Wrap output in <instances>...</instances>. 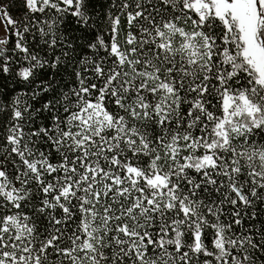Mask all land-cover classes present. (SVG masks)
Wrapping results in <instances>:
<instances>
[{"label": "snow or ice", "instance_id": "snow-or-ice-1", "mask_svg": "<svg viewBox=\"0 0 264 264\" xmlns=\"http://www.w3.org/2000/svg\"><path fill=\"white\" fill-rule=\"evenodd\" d=\"M25 6L49 47L69 17L94 27L92 0ZM109 8L110 39L81 45L72 87L0 107V264H264V225H245L264 209V0ZM25 59L24 81L47 63Z\"/></svg>", "mask_w": 264, "mask_h": 264}, {"label": "trees", "instance_id": "trees-1", "mask_svg": "<svg viewBox=\"0 0 264 264\" xmlns=\"http://www.w3.org/2000/svg\"><path fill=\"white\" fill-rule=\"evenodd\" d=\"M94 7L90 10V15L93 16L92 23L94 27L88 33H84L78 26L72 24L74 18L69 17L66 20L67 27L61 25L62 33L65 37L63 43H58L55 47H49L48 44L42 42L38 28L35 27V19L41 18L40 14H32L25 6V0H0V7L7 10L9 16L16 22L14 25L5 26V37L8 40L6 45H0V48L6 49L3 56H0V63L4 58L8 59L10 71L7 74L0 72V107L5 108V113H10V108L7 106L11 104L14 98L18 95L22 98H28L29 102L35 107H40L44 102L52 98L56 93L49 91L48 93L41 92L35 101L31 100V94L35 91H41L45 84H53L56 86L57 92L60 88H67L73 86L74 76L73 70L76 67V62L82 59L86 54H91V50L82 48V44L93 42L97 35L102 36L106 41L110 39L108 31V16L110 12L114 11L109 8L111 0H92ZM103 5V6H102ZM25 26L29 27L30 31L25 33ZM75 27V30L73 28ZM122 32L119 39L122 41L127 34V22L122 17L121 20ZM19 31L24 34L23 44L29 49L28 53L20 52L15 48L18 37L16 32ZM60 33H58L59 35ZM50 37H45L48 40ZM72 43V48L67 47L68 43ZM67 52L68 56H64ZM36 55L38 59L47 61L43 68H34L33 76L28 81H24L19 75V71L23 67H29L34 61L25 59L26 55ZM103 55V50H101ZM60 57L61 62L57 64V69H52L50 65ZM53 72L56 75L53 76ZM0 113V120H7V115ZM41 115H47L42 113ZM0 152V158H2ZM11 168V165H7ZM256 210L258 218L254 221L245 220L246 226L255 224L257 228L264 225V209L258 204ZM251 211V210H250ZM222 219H227L222 217Z\"/></svg>", "mask_w": 264, "mask_h": 264}, {"label": "rangeland", "instance_id": "rangeland-1", "mask_svg": "<svg viewBox=\"0 0 264 264\" xmlns=\"http://www.w3.org/2000/svg\"><path fill=\"white\" fill-rule=\"evenodd\" d=\"M5 26H6L5 20L2 17H0V39L5 37Z\"/></svg>", "mask_w": 264, "mask_h": 264}]
</instances>
